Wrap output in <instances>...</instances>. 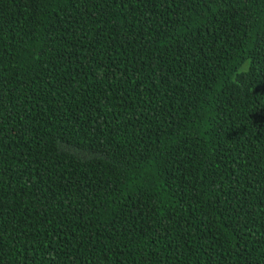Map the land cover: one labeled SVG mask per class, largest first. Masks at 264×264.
<instances>
[{
  "label": "trees",
  "instance_id": "obj_1",
  "mask_svg": "<svg viewBox=\"0 0 264 264\" xmlns=\"http://www.w3.org/2000/svg\"><path fill=\"white\" fill-rule=\"evenodd\" d=\"M0 264H264V0H0Z\"/></svg>",
  "mask_w": 264,
  "mask_h": 264
}]
</instances>
